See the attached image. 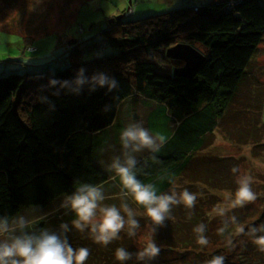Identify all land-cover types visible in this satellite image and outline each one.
Here are the masks:
<instances>
[{
	"label": "trees",
	"instance_id": "obj_1",
	"mask_svg": "<svg viewBox=\"0 0 264 264\" xmlns=\"http://www.w3.org/2000/svg\"><path fill=\"white\" fill-rule=\"evenodd\" d=\"M31 1L0 0V31L19 35L23 43L22 55L2 61L6 68L0 69V234L24 210L71 201L90 188L99 197L114 188L109 199L123 197L137 213L111 201L108 208L118 211L123 227L107 242L93 231L101 222L76 226L71 204L60 214L62 227L49 229L50 220H40L18 238L54 235L74 253L86 249L83 264H264V246L256 243L264 238V184L244 181L247 156L214 150L221 136L249 146V157L264 161V67L255 66L264 41L262 1H212L136 21L125 19L134 13L129 9L87 39L74 36L76 26L84 32L79 10L72 9L75 0H56L55 8L52 0L38 6ZM7 6L17 10L8 20ZM51 35L66 38L78 62L52 72L26 58L38 52L37 39ZM89 41L94 56L85 59L79 47ZM178 43L206 57L189 79L174 76L183 63L166 57ZM139 99L154 107L148 130L160 144L129 171L157 197L172 198L159 222L120 174L111 178L97 160L99 134L116 125L125 102ZM242 184L255 198L232 208L233 215L213 213L222 195L236 197ZM185 192L194 197L191 205ZM141 230L149 232L155 255L145 252L148 245L138 246ZM118 250L125 252L123 260Z\"/></svg>",
	"mask_w": 264,
	"mask_h": 264
},
{
	"label": "rangeland",
	"instance_id": "obj_2",
	"mask_svg": "<svg viewBox=\"0 0 264 264\" xmlns=\"http://www.w3.org/2000/svg\"><path fill=\"white\" fill-rule=\"evenodd\" d=\"M44 0H32L29 5L34 2L36 6L42 5ZM53 8L56 6V0H52ZM88 1L81 5L83 2ZM212 1H224V0H75L72 9L76 12L79 10V20L78 25L83 26V34L77 32L78 26L73 29L74 36L79 39H87L92 36H96L101 30L106 26V20L112 19V17H119L125 13V11L131 9L134 11L131 17H125L128 21H136L150 16H156L160 14L169 13L172 10H178L185 7H199L205 4L211 3ZM264 5V0H261ZM81 5V6H80ZM80 7V8H79ZM3 10L4 18L6 20L10 19L12 16L17 14L16 9H10L9 6L4 7ZM39 12V10H38ZM26 20V17H25ZM95 24L96 27L90 29V26ZM22 27V26H21ZM18 31L25 35L23 28H18ZM89 42L81 44L79 50L83 52V58L91 59L93 58L92 50L88 51ZM179 44V43H178ZM35 45L38 48V52L34 54H27L26 58L30 57L36 59L38 65H42L40 68L47 69L48 67L52 72H56L61 69L70 67L72 63L78 62L76 58H71L72 46L69 45L66 38L58 40L57 37L46 36L41 37L35 41ZM23 43L19 35L1 32L0 31V69L6 68L2 61L8 62L11 57H16L22 55ZM32 50V49H31ZM183 63V62H182ZM169 65V63H167ZM184 65V63H183ZM182 65V66H183ZM180 66V67H182ZM256 67H264V41L259 46V54L256 58ZM148 113V109L145 106H140L138 108V116L144 118ZM264 119V117H263ZM128 128H134L133 126H127ZM135 129V128H134ZM140 130H143L142 124ZM136 131V129H135ZM130 145L134 153H139L135 156L141 155L144 150L154 147L155 144L150 146L141 145L138 141L130 139ZM217 153L222 155H235V156H247L248 160L244 168V178L249 177V179L244 180L248 184V180L255 181L257 179L259 184H264V161L253 160L249 157L250 148L248 147H237L229 141H225L221 136H218L216 143ZM120 155H124V150H120ZM109 154H103L101 158H105V163L108 164ZM127 162L131 160L126 159ZM250 169V170H249ZM110 171H114V164L111 165ZM253 177V178H252ZM256 183V182H255ZM258 183V182H257ZM111 194L101 196L96 201V208L94 210L95 217L90 219V223L102 222L104 216V210L108 208L111 201L115 202L119 208L126 211L137 213V208L130 203L129 200L123 199V197H112L109 199ZM121 196V195H119ZM236 197L231 194L225 193L222 195L221 202L212 208L213 213H223L227 215H233L232 208L236 207L235 203ZM71 201L68 198H61L53 202L48 208L41 209L39 207H32L28 210H24L19 215H17L1 232L0 238L7 244H11L14 239L18 238V234L25 229L30 228L40 220H50L48 221V228H55L56 226L62 227L64 225L61 220L60 214L66 209ZM74 210V209H73ZM73 210L70 211L73 212ZM140 213V212H139ZM138 246L149 245V232L141 230L138 238ZM142 248V247H141ZM225 250V249H222ZM161 264V262H160Z\"/></svg>",
	"mask_w": 264,
	"mask_h": 264
},
{
	"label": "clouds",
	"instance_id": "obj_3",
	"mask_svg": "<svg viewBox=\"0 0 264 264\" xmlns=\"http://www.w3.org/2000/svg\"><path fill=\"white\" fill-rule=\"evenodd\" d=\"M124 137L138 141L141 145L150 146L153 141L151 137L143 130L126 131ZM163 137H161V140ZM131 163V162H129ZM123 184L130 189L134 194L137 203L147 207V214L153 221L159 222L162 219V214L168 210V205L172 202L171 197H157L149 187L142 186L137 182L129 169L126 167H118ZM99 193L96 189L90 188L87 191H81L71 200L72 208L76 211L78 221L76 226L80 227V221L89 222L94 215L96 201ZM254 194L250 191L247 184H242L236 193V204H241L244 201L253 200ZM194 197L187 192L183 193V200L186 204L191 205ZM152 205H155L154 207ZM135 226V221L131 222ZM123 227V219L115 208L104 210L102 222L94 226L93 231H98L97 239L107 242L114 237L117 232ZM205 241L201 240L200 243ZM261 246H264V238L256 241ZM145 252L149 255H155L158 249L149 243ZM143 255V254H142ZM88 256L86 249L81 248L77 252L61 243L54 235L44 234L42 239L32 237L16 238L11 244L0 245V264H83ZM126 254L123 250L117 251V258L123 260ZM17 257L19 259H17ZM212 264H220V260L216 259Z\"/></svg>",
	"mask_w": 264,
	"mask_h": 264
},
{
	"label": "crops",
	"instance_id": "obj_4",
	"mask_svg": "<svg viewBox=\"0 0 264 264\" xmlns=\"http://www.w3.org/2000/svg\"><path fill=\"white\" fill-rule=\"evenodd\" d=\"M138 104H135L133 102H125L124 105L120 108L118 113V118L116 121V125L114 124L111 128L107 129L106 131L99 134V138L103 139V143H101L98 147V153H97V160L98 163L101 164L103 167V170L109 174L111 178L116 177L119 175L118 173V167H126L130 168L135 163L141 161L149 152H151L154 148H157L160 144V142L149 132L148 130V120L147 117L153 110V105L146 103L145 100H138ZM140 106H145L148 109V113L144 118H140L138 116V108ZM134 114L138 116V123L133 122ZM144 129V131L151 137L154 147H150L147 150H144L141 155L135 156L139 153H134L133 149L130 145V139L124 137V132L126 131H135L140 130V127ZM133 126L134 128H128L127 126ZM120 150H124L125 154L120 155ZM109 154V161L108 164L105 163V158H101L103 154ZM126 159L131 160V163L127 162ZM114 164V171H110L111 165ZM112 181V180H111ZM113 182V181H112ZM114 188L110 189V193L113 194ZM101 196L110 194L109 192H103ZM111 197V196H110Z\"/></svg>",
	"mask_w": 264,
	"mask_h": 264
},
{
	"label": "water",
	"instance_id": "obj_5",
	"mask_svg": "<svg viewBox=\"0 0 264 264\" xmlns=\"http://www.w3.org/2000/svg\"><path fill=\"white\" fill-rule=\"evenodd\" d=\"M123 16L117 18L120 20ZM166 57L171 60L181 61L182 67L174 69V76L189 79L206 62L205 55L194 46L187 43H179L166 51Z\"/></svg>",
	"mask_w": 264,
	"mask_h": 264
}]
</instances>
